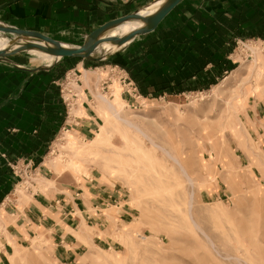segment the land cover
Returning a JSON list of instances; mask_svg holds the SVG:
<instances>
[{
  "label": "rangeland",
  "instance_id": "obj_1",
  "mask_svg": "<svg viewBox=\"0 0 264 264\" xmlns=\"http://www.w3.org/2000/svg\"><path fill=\"white\" fill-rule=\"evenodd\" d=\"M55 34L72 45L85 40ZM35 52L38 62H51ZM231 59L213 85L161 97L129 94L110 67L94 70L89 97L82 80L90 73L81 68L79 83L70 77L77 93H66L70 123L80 127L91 110L97 129L88 137L61 133L46 153L48 175L17 167L13 193L26 199L35 183L52 185L65 171L112 197L79 212L89 224L69 228L74 245L53 243L43 230L13 233L12 196L0 207V264H264V39L236 41ZM66 61L82 58L55 64ZM100 93L114 98L121 120Z\"/></svg>",
  "mask_w": 264,
  "mask_h": 264
},
{
  "label": "crops",
  "instance_id": "obj_2",
  "mask_svg": "<svg viewBox=\"0 0 264 264\" xmlns=\"http://www.w3.org/2000/svg\"><path fill=\"white\" fill-rule=\"evenodd\" d=\"M157 1L0 0V20L50 36L62 32L85 38L106 21L161 3ZM0 36L14 41L1 32ZM246 38H264V0H183L156 30L137 37L99 65L82 59L34 71L30 69L40 65L32 61L45 63L35 58L36 50L28 52L31 59L21 52L11 55L10 61L0 60V207L11 204L8 212L17 217L13 233L31 235L43 230L46 239L53 243L68 241L75 245L77 239L70 235L69 228L82 229L86 221L89 224L79 212L83 215L89 205L112 197L96 181H81L65 171L52 175V185L45 183L38 188L35 183L37 190H31L26 199L14 194L21 175L12 165L29 164L48 175L46 153L66 124L71 125L69 131L84 137L97 129L98 117L91 110L86 111L88 115L80 127L70 123L59 86L70 70L118 66L126 81L136 86L129 94L135 90L141 94V89L145 93L142 96L161 97L182 93L180 90L186 87L205 86L221 71L228 72L226 66L234 64L231 53L235 42ZM118 49L116 46L113 51ZM97 75L92 71L89 82L82 80L86 97L91 95V80ZM44 179L51 180L46 176Z\"/></svg>",
  "mask_w": 264,
  "mask_h": 264
},
{
  "label": "water",
  "instance_id": "obj_3",
  "mask_svg": "<svg viewBox=\"0 0 264 264\" xmlns=\"http://www.w3.org/2000/svg\"><path fill=\"white\" fill-rule=\"evenodd\" d=\"M159 7L150 14H142L141 10L132 11L125 15L110 19L100 26L90 31L81 45H72L53 38L41 31L34 29H24L7 23H0V32L9 36L14 41H19L17 47L0 50V60L10 61L11 55L38 50L46 54L55 56L58 62L66 57H79L92 62H102L108 56L119 52L134 39L139 36L153 32L158 28L160 23L179 5L183 0H161ZM140 20L143 22L140 28L133 30L124 36H107V32L121 24L131 21ZM14 36V37H11ZM104 42H112L119 47L118 50L110 53L96 54L99 46ZM55 63L50 66H38L30 70L51 69ZM21 67V66H19ZM22 68V67H21ZM24 68V67H23Z\"/></svg>",
  "mask_w": 264,
  "mask_h": 264
},
{
  "label": "bare ground",
  "instance_id": "obj_4",
  "mask_svg": "<svg viewBox=\"0 0 264 264\" xmlns=\"http://www.w3.org/2000/svg\"><path fill=\"white\" fill-rule=\"evenodd\" d=\"M157 2H162V1L159 0ZM160 4L161 3H159L157 5L153 4V5L149 6V7L143 8L141 10V13L142 14H150V13L154 12L159 7ZM142 25H144V24L140 20L127 21V22L121 24L120 26H117V27L109 30L106 35L107 36H124V35H127L128 33L132 32L133 30L140 28ZM19 43H20L19 41L9 42L7 37L0 36V50L8 49L10 47H17ZM64 43H66V42H64ZM66 45H67V43H66ZM116 46L117 45L113 44L112 42H104V43H102L99 46V48L96 51V54L112 52ZM38 53L42 54V56L39 55V57L41 56L45 60L46 59L51 60L50 63H44L43 65H45V66H50V65H52L53 63H55L57 61V58L55 56L46 54V53L41 52V51H39ZM35 58H37V57H35ZM92 71H94V70H92ZM92 71L86 70V72H88L87 74L92 73ZM226 79L227 78L223 79L219 84H216L214 87L215 88L221 87L223 85V83L226 81ZM88 82H89V80H88ZM99 96L107 104L108 108L113 112V114L115 115L116 119L120 118L119 111H118V108H117V103L114 100V98H110V97H108L106 95H103L101 93L99 94ZM74 114H76L75 111H74ZM70 115H71V110H70ZM120 120H121V118H120Z\"/></svg>",
  "mask_w": 264,
  "mask_h": 264
},
{
  "label": "built area",
  "instance_id": "obj_5",
  "mask_svg": "<svg viewBox=\"0 0 264 264\" xmlns=\"http://www.w3.org/2000/svg\"><path fill=\"white\" fill-rule=\"evenodd\" d=\"M116 69H118L122 73V76H121L122 83H124L125 86H130V88H128L127 91L131 92L130 90L133 91L134 89H136V86L131 81H129V82L126 81L125 77L123 76L124 72L121 71V69L118 68V66H115L114 68H112L111 71L116 70ZM79 74H80V71L72 69L65 75L63 81L59 84L63 101H64V103H65V105H66V107L68 109L67 110L68 111V117H70V108H71L72 103L68 101L69 98H67V97H69V96H66V93L68 95H69V93H72L71 95L73 97H77V93H73L72 92L73 90L71 88L70 89L68 88V85L71 83L69 79H70V77H73L74 79H76V82L79 83V81H80V79H79L80 75ZM105 83H106V81L104 82V84ZM133 87H135V88L133 89ZM135 91H137V90H135ZM69 129H70V124L69 123L66 124V126L63 127V130L65 132L69 131ZM2 156H6V154L3 153ZM12 167H13V170L16 171V169L18 167V163L15 164V165H12ZM26 167H27V171H29V169H28L29 168V164Z\"/></svg>",
  "mask_w": 264,
  "mask_h": 264
},
{
  "label": "trees",
  "instance_id": "obj_6",
  "mask_svg": "<svg viewBox=\"0 0 264 264\" xmlns=\"http://www.w3.org/2000/svg\"><path fill=\"white\" fill-rule=\"evenodd\" d=\"M161 23H162V22H161ZM161 23H160V24H161ZM158 27H159V26H158ZM263 39H264V38H263ZM66 58H69V57H66ZM78 58H79V57H78ZM94 63H96V62H94ZM96 65H99V63H96ZM226 67H227V68H226L225 70H226V71H229V70L233 67V65H227ZM221 75H223V71H221L220 75H218L217 77H214L213 79H210L209 83L206 84L205 86L198 87V86L196 85V86H194V87H186V88H184V89H181L180 91L183 92V91H187V90H198V89L204 88V87H206V86H210V85L216 83L217 80H218V78H219ZM140 92H141V94H144V95H145V93H144L141 89H140Z\"/></svg>",
  "mask_w": 264,
  "mask_h": 264
}]
</instances>
